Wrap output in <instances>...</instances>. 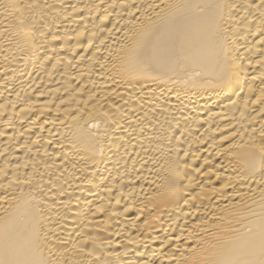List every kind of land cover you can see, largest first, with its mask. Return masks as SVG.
<instances>
[{
    "label": "bare ground",
    "instance_id": "1",
    "mask_svg": "<svg viewBox=\"0 0 264 264\" xmlns=\"http://www.w3.org/2000/svg\"><path fill=\"white\" fill-rule=\"evenodd\" d=\"M0 264H264V0H0Z\"/></svg>",
    "mask_w": 264,
    "mask_h": 264
}]
</instances>
